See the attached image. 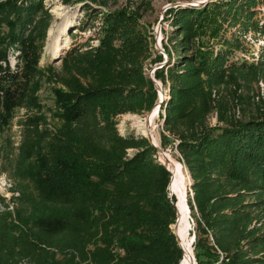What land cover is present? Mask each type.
<instances>
[{"label": "trees", "instance_id": "1", "mask_svg": "<svg viewBox=\"0 0 264 264\" xmlns=\"http://www.w3.org/2000/svg\"><path fill=\"white\" fill-rule=\"evenodd\" d=\"M113 1L60 0L99 24L57 68L40 65L52 22L45 0H0V131L22 111L17 153L1 164L15 183L0 194V264L181 261L171 174L147 137L116 126L159 99L145 68L165 58L139 21L152 0L103 9ZM261 9L264 0H208L168 10L167 58L153 76L167 89L161 145L174 144L192 181L197 264H264V109L229 114V101H247L246 83L264 80Z\"/></svg>", "mask_w": 264, "mask_h": 264}, {"label": "rangeland", "instance_id": "2", "mask_svg": "<svg viewBox=\"0 0 264 264\" xmlns=\"http://www.w3.org/2000/svg\"><path fill=\"white\" fill-rule=\"evenodd\" d=\"M128 0H114L111 2L109 6L103 7V9L108 8H118L123 7L127 3ZM172 0H152V9L147 10L143 13V15L139 18V21L143 26L147 29L150 33V41L153 44L152 47L155 51L159 52L155 49V39H154V29L158 26V19L162 11V7L167 2H171ZM46 6L49 8L52 14V22L48 29L46 45L43 49V53L40 59V65L45 66L48 64H54L57 68L60 67V60H56L64 50L68 49L73 43H82L84 42L89 36L95 35L97 26L99 24V16L97 18H92V16L88 15L86 10H82V6L80 3L74 5H65L60 2V0H45ZM168 15V10L164 13V19ZM264 17V10H260V17ZM162 20V21H163ZM84 25V29H81ZM61 31H63L61 33ZM164 32V30H163ZM96 41H94L95 43ZM163 41L161 47L163 48ZM259 42H255L252 44V50L256 51L257 47L259 46ZM59 48H58V47ZM63 46V47H62ZM164 49V48H163ZM160 53V52H159ZM162 54V53H161ZM153 65L147 64V70L149 71ZM147 71V73H148ZM167 89H162V94L164 95V91ZM240 93L242 95H247L248 99L245 103L241 105L237 104L235 106L229 101V114L234 115L235 118H251L256 117L260 114L258 111L257 106H260V110L264 109L263 103L264 102V80L262 82L251 81L245 84L240 89ZM231 95L229 94V98ZM40 97L47 106H52L53 104V97L52 93L49 89L48 84H44L43 88L40 91ZM160 109L157 112L154 118L155 124V134L158 139V146H160L164 152L169 153L174 159L179 161V153L176 150L173 143H168L166 145H161V137L163 135L162 132V120L159 116ZM22 114V111L18 112V116L14 119L10 128L0 131V189H4L2 184L6 183V187H14L15 180H13L9 174L5 171L1 170L2 161L5 160L6 154L10 155L11 159L14 158L15 154L17 153L16 147L20 140V125L18 124L17 120L19 116ZM146 112L142 115L125 113L118 115L117 117V129L120 135L128 136L134 135L135 137L144 136L141 132L142 128H147L149 126L147 118H145ZM209 122L211 125L216 123V114L212 113L209 116ZM10 142V144H8ZM129 153H132V150H129ZM158 159H160V155L157 154ZM182 164V163H181ZM183 165V164H182ZM184 166V165H183ZM185 174H188L187 169L183 168ZM171 181V180H170ZM188 184L186 185L185 192H186V203L188 199V195L191 196V186L189 185L192 183L191 179L188 180ZM0 190V191H1ZM6 192V191H5ZM7 194V193H6ZM168 194L172 195L175 198V203L178 200V196L174 193L172 188L170 187V191L168 189ZM9 195V194H7ZM188 234L190 243L192 246L193 254L195 253L193 250V228L195 225V221L191 216L190 209L188 207ZM173 232V224L170 226ZM195 256V254H194Z\"/></svg>", "mask_w": 264, "mask_h": 264}, {"label": "bare ground", "instance_id": "3", "mask_svg": "<svg viewBox=\"0 0 264 264\" xmlns=\"http://www.w3.org/2000/svg\"><path fill=\"white\" fill-rule=\"evenodd\" d=\"M62 32L63 31H61V33ZM161 96L163 97L164 95L161 94ZM158 111L159 108L157 109L155 106L149 116L145 117L148 120L149 126L147 128L143 127L141 130L143 135L149 136V134H151L152 141L157 145L158 139L155 134L156 127L154 124V118ZM165 153L166 155L160 154V160L164 161L171 171L172 178L169 183V191L171 187L174 193L178 196V200L175 203L177 210V222L173 225V229L183 247V255L179 264H197L188 234V208L185 192L186 185L188 184L187 182L191 178L188 174H185L183 170L184 166L179 161L174 159L169 153Z\"/></svg>", "mask_w": 264, "mask_h": 264}, {"label": "water", "instance_id": "4", "mask_svg": "<svg viewBox=\"0 0 264 264\" xmlns=\"http://www.w3.org/2000/svg\"><path fill=\"white\" fill-rule=\"evenodd\" d=\"M206 1H208V0H193V1H171L170 3H169V6L170 7H174V6H178V5H181V4H184V5H193V4H202V3H204V2H206ZM159 32H160V28H159V26H157V29H156V31H155V35H154V38H155V49H157L158 51H163V53H164V55H163V57L165 58L164 59V61H162V62H160V63H156L150 70H149V72H148V75H149V77L152 79V81H153V83H154V86H155V88H156V90H157V92H158V101L154 104V106L149 110V111H147L146 112V115H145V117L146 116H149V114L151 113V111H152V109L156 106L157 107V109L158 108H160V105H161V103H162V101H163V98H164V96L162 97L161 96V94H162V86H161V83L159 82V81H157L155 78H154V76H153V72H154V70L155 69H157L158 67H162L163 65H164V63H165V61H166V58H167V54L165 53V51L164 50H162L161 49V45H160V42H159ZM56 60H60V56H58L57 57V59ZM163 95V94H162ZM165 95V94H164ZM150 133V132H149ZM145 137H147V139L149 140V142L151 143V145L156 149V153L157 154H163V155H166V153L163 151V149L160 147V146H158L156 143H154L153 141H152V137H151V134H149V136H146V135H144ZM158 161L161 163V164H163L166 168H167V170L170 172V174H171V171L169 170V168H168V166L166 165V163L164 162V161H161L160 159H158ZM190 176V175H189ZM171 178H172V175L170 176V180H171ZM169 183H170V181H169ZM190 186H191V183L189 184ZM169 189V184H168V186H167V190ZM173 204H174V206H175V208H176V204H175V202H173ZM176 222H177V210H176V219H175V222L173 223V225L174 224H176ZM173 234L175 235V237H176V240H177V242H178V244H179V246L181 247V249H182V252H183V247H182V245H181V243H180V241H179V238L177 237V235L175 234V232H174V229H173ZM193 241H194V235H193ZM192 258H193V256H192Z\"/></svg>", "mask_w": 264, "mask_h": 264}, {"label": "built area", "instance_id": "5", "mask_svg": "<svg viewBox=\"0 0 264 264\" xmlns=\"http://www.w3.org/2000/svg\"><path fill=\"white\" fill-rule=\"evenodd\" d=\"M173 1H187V0H173ZM188 1H193V0H188ZM169 3L170 2H167L166 4H164L163 5V7H162V11H161V14H160V16H159V19H158V26H159V28H160V32H159V42H160V45L162 44V41L164 42V43H166V39H167V33H168V31L171 29V27H170V24H169V20L167 19V16H166V19H164L163 20V18H164V13L167 11V10H169V8H171L170 6H169ZM193 5H195V4H193ZM163 20V21H162ZM156 29H157V27L154 29V35H155V31H156ZM163 30H164V32H163ZM155 39V38H154ZM161 49L162 50H164L162 47H161ZM160 53H162V55H164V53H163V51H159ZM145 70L146 71H148L146 68H145ZM149 72V71H148ZM166 93V91H164V94ZM6 183H3L2 184V186H3V188L4 189H0L1 191H0V194L1 195H3L4 197H6V198H9V196L11 195V192L8 190V186L6 187V185H5ZM6 191V192H5ZM9 194V195H7V194Z\"/></svg>", "mask_w": 264, "mask_h": 264}]
</instances>
